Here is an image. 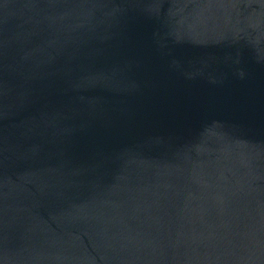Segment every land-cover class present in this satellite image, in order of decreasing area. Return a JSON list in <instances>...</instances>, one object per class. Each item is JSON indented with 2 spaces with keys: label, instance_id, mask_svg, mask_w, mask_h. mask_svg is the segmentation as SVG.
<instances>
[{
  "label": "water",
  "instance_id": "1",
  "mask_svg": "<svg viewBox=\"0 0 264 264\" xmlns=\"http://www.w3.org/2000/svg\"><path fill=\"white\" fill-rule=\"evenodd\" d=\"M0 264H264V0H0Z\"/></svg>",
  "mask_w": 264,
  "mask_h": 264
}]
</instances>
